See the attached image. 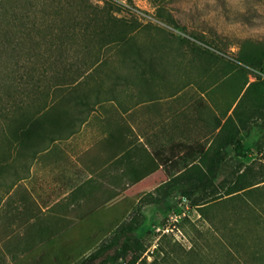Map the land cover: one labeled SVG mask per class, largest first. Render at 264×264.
<instances>
[{"label":"crops","instance_id":"obj_1","mask_svg":"<svg viewBox=\"0 0 264 264\" xmlns=\"http://www.w3.org/2000/svg\"><path fill=\"white\" fill-rule=\"evenodd\" d=\"M152 50L140 48L123 79L115 66L68 64L49 95L0 113V264L82 263L136 212L146 224L148 201L184 169L264 155V83L250 97L247 83L229 110L226 86L182 87L148 61Z\"/></svg>","mask_w":264,"mask_h":264},{"label":"rangeland","instance_id":"obj_2","mask_svg":"<svg viewBox=\"0 0 264 264\" xmlns=\"http://www.w3.org/2000/svg\"><path fill=\"white\" fill-rule=\"evenodd\" d=\"M2 1L1 37L18 41L13 53L4 47L0 50L1 96L6 95L10 72L16 97H39L51 92L54 78L70 73L68 64L94 62L91 54L100 46L98 43L89 44V54L78 50L85 45L81 38L86 34L90 12L98 20L109 17L126 25L130 38L124 43L126 55L136 58L133 39L139 48L157 51L159 55L146 58L163 66L166 79L181 80L182 87L202 79L211 86H226L232 101L229 110L247 83V97L259 89V83H264V0ZM56 2L67 10L55 15ZM186 20L192 27H181L180 21ZM47 22L49 28L43 26L42 31L39 26L33 27ZM13 25L20 28L14 29ZM55 26L62 30L52 33L51 27ZM50 36L75 37L65 45L74 50H58L57 41L51 46L47 41ZM107 49L103 55L123 73L129 63L126 55ZM260 101L263 103L264 98ZM4 106L0 102L1 114L6 111ZM238 111L235 107L234 116ZM3 138L0 129V143ZM259 160H264L261 153L249 165L236 163L230 157V167L215 168L213 184H207L205 189L181 183L167 190L162 201L150 200L148 221L134 235L141 243L139 249L122 255L121 248L116 247L94 264H264V166ZM240 175L245 181L260 184L212 203L207 217L181 195L188 191L192 199L212 197L217 189L223 193ZM224 181L225 186L219 188Z\"/></svg>","mask_w":264,"mask_h":264},{"label":"trees","instance_id":"obj_3","mask_svg":"<svg viewBox=\"0 0 264 264\" xmlns=\"http://www.w3.org/2000/svg\"><path fill=\"white\" fill-rule=\"evenodd\" d=\"M2 0H0V7L2 5ZM58 7H54L55 11L54 14L55 15H60L63 11H66V7H64L62 4H60L61 2H56ZM45 8V7H44ZM45 11H42V13H44ZM86 34L84 35L83 38H81V41H84V46L81 48H77L78 50H81L82 52L84 51H92V48L89 46V44H94V43H98L100 46L97 48H93V50L95 51L93 54L94 57V62H92V64H100L102 66H110L112 67V63L110 61L107 60V57H105L104 52H102V50H105L107 48V51H111L114 52L115 54H122V55H126V53H124V43L129 40L130 38L128 37V32L126 25H122L120 24L121 22L118 20H113L111 21V19L109 17H107V19H105L104 21L102 20H98L97 17H95V13L94 12H90L87 15V19H86ZM171 21V19H170ZM50 23H45V24H33V27H37L39 26V29H43V26H48ZM42 26V27H41ZM52 26V25H51ZM14 29L16 28H20L17 27L16 25L12 26ZM35 27V28H36ZM55 28V29H53ZM51 27V32L53 33V31L58 30L59 28L62 30L61 26L57 27ZM38 29V30H39ZM46 29V28H45ZM44 30V29H43ZM91 30V31H90ZM3 29L2 26L0 24V50L1 47H4L5 50H9L11 53L14 52V50L16 49V44H17V39L15 40L13 37H6V38H2L1 35L3 34ZM46 31V30H45ZM75 37H71L69 38L68 36H63V37H59V36H50L47 39H43V40H47L49 41V43H51V46H53L55 44V41H57V48L58 50H61L63 52L68 51V50H74V48H67L65 45L67 44L68 40L70 39H74ZM4 39V40H3ZM78 39V38H76ZM79 40V39H78ZM133 48H134V53L136 54V58H140V53H139V46L137 44V42H134L133 39ZM102 44V45H101ZM129 54V53H128ZM61 55H63L61 53ZM101 56V58H100ZM127 58V60L130 62L132 61L134 64H139V62L136 60V58L131 57L130 55H126L125 59ZM12 62L9 63V66H11ZM115 69V70H113ZM111 70V74L112 76L114 75L116 79H123L124 75L123 73L119 72L116 68H113ZM12 75L13 72H10V76H9V85H8V89L6 91V95L1 96L0 95V102L4 103L5 106L3 107V109H6L5 112H10L13 108V101L14 98H16V96L14 95V91H13V79H12ZM68 78L60 75L56 78H54L53 80V84H52V88L53 87H58L61 85L62 81H67ZM49 93L47 94H43L41 97L43 96H47L49 95ZM7 106L9 108H7ZM3 112V113H5ZM235 144H240V142L237 140L235 141ZM216 167H213L211 169H206V171L204 169H202L201 167H193V168H187L184 169V171L181 173V175L179 177H176L173 182L170 183H166L161 189L164 191V196L165 193L167 192V190L169 189H174L175 185H179L181 183H187V184H192L193 186H195V188L197 189H205L207 184H213V178L216 176ZM191 180H196V182H191ZM211 180V181H210ZM225 181L220 184L219 188L224 187ZM260 184V183H256L253 184L250 181H245L244 180V176L240 175L238 179H236L233 183L229 184V187H227L225 189V191H223V193H221V191L219 189H217L218 191H216L215 194H213L212 197H205L203 199L197 200V199H192L191 198V194L188 191H182L181 195L183 198L187 199L188 201L191 202L192 206H197L200 207V213L203 217H207L208 215V211L209 208L211 207V204L214 202H219L222 199H224L226 196H231V198L238 196L239 193L241 192H247L250 191L252 188H256V186ZM158 200H154V203L158 202ZM160 201H162V199H160ZM150 204V201H148ZM145 217L142 214H137V212L134 214L133 218L131 221L122 224L118 230L112 234L111 236V240L109 241V243H104L99 249H97L94 253L88 255L85 259L84 262L79 263V264H94V261L96 259H98L99 257L104 256L105 254H107L108 252H110L112 249L116 248V247H120V254L125 255V254H129V253H134L136 250L139 249L140 247V242L137 241L136 239H134V235L135 232L139 230V228L141 227V225L144 223ZM59 264V263H58ZM133 264V262H132Z\"/></svg>","mask_w":264,"mask_h":264}]
</instances>
